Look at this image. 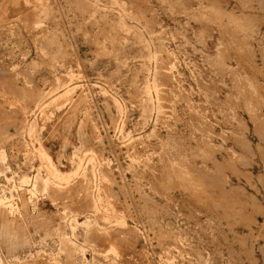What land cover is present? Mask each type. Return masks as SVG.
<instances>
[{
	"label": "rangeland",
	"instance_id": "rangeland-1",
	"mask_svg": "<svg viewBox=\"0 0 264 264\" xmlns=\"http://www.w3.org/2000/svg\"><path fill=\"white\" fill-rule=\"evenodd\" d=\"M0 264H264V0H0Z\"/></svg>",
	"mask_w": 264,
	"mask_h": 264
}]
</instances>
